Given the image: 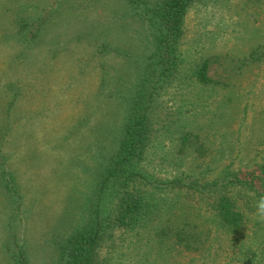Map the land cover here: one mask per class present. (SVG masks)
<instances>
[{
  "label": "rangeland",
  "instance_id": "rangeland-1",
  "mask_svg": "<svg viewBox=\"0 0 264 264\" xmlns=\"http://www.w3.org/2000/svg\"><path fill=\"white\" fill-rule=\"evenodd\" d=\"M61 10L44 26L34 63L8 72L21 90L9 115L0 113L10 116L0 140V264H12L2 243L14 232L31 264H59L55 239L87 224L97 175L124 137L135 60L154 53L149 22L126 0H64ZM178 40L177 64L166 72L173 77L148 110L135 167L142 176L118 180L101 203L106 231L96 264H244L251 251L264 264V221L254 216L264 195L255 178L264 171V0H192ZM9 50L1 45L0 56ZM204 63L208 82L197 76ZM9 68L0 65V92ZM8 175L23 195L20 214ZM122 196H140L145 209L121 222ZM238 212L244 228L224 229ZM184 226L191 244L176 239Z\"/></svg>",
  "mask_w": 264,
  "mask_h": 264
},
{
  "label": "trees",
  "instance_id": "trees-1",
  "mask_svg": "<svg viewBox=\"0 0 264 264\" xmlns=\"http://www.w3.org/2000/svg\"><path fill=\"white\" fill-rule=\"evenodd\" d=\"M126 1L136 10V15L139 18L149 22L154 53L147 63L141 61L139 58L135 60L136 65L139 67L140 75L135 89L130 92L133 94L129 100L124 137L114 154L109 157L108 164L105 163L103 169L97 175V185L93 200L89 197V202L87 201L86 204L87 206L91 202L87 206L88 210L86 209V211H89V214L85 218L87 219V224L78 225L68 237L55 239V245L60 257L59 264H96L99 246L106 231V226L101 215V203L105 198L107 190L111 188V185L117 183L118 180L131 182L135 177L142 176L136 172L135 167L136 162L144 158L149 138L150 118L148 110L154 101V98L152 101V97L155 92L158 89L164 88L173 77V73L166 72L167 70L172 71V66L175 67L177 64L175 52L179 47H177L179 43L178 38L181 36L183 30L184 15L192 0ZM11 3H14V5L0 8V46L10 47V52L6 57L0 56V65H4L6 60V64L10 67L7 69L8 71H5L6 74H3L5 75L3 79H6V81L4 89L0 92V101H2L0 113L4 111L7 115H9L7 112L10 110L11 104L21 90V87L15 81L9 80L11 75L8 72L18 70L22 65L29 67L30 63H34L36 47L42 40L41 34L44 26L53 23L55 17L59 16V18H62L64 15V12L60 11V5L64 3V0H53L50 6L47 5V7L40 6L41 3L34 0H18L17 2L11 1ZM30 8H43V12L33 16L28 12ZM87 32L89 33L88 35L93 33L89 30ZM84 36L87 35L85 33L79 34L80 39H84ZM96 39L99 41L101 35L98 34ZM102 42L99 43V46L107 48V42ZM207 66L204 63L197 71L198 79L202 82L211 80L207 73ZM9 117L6 116L7 119L4 120V115H0V118L3 120L0 123V140L6 138L9 134ZM1 147L0 145V155L2 156L4 154H2ZM5 178L8 180L6 184L8 194L16 201L15 212L16 214H20L23 195L13 183L10 175ZM255 178L260 182L264 180V171H262V174L256 175ZM243 181H246L244 183H248V179ZM172 182L181 181L176 178ZM249 183L252 184V181ZM94 196L96 197L95 201ZM121 198V209L119 210L120 217H122L120 219L121 222H124L123 218L127 217V214L132 216L135 212L145 209H141V205H138L140 201H144L140 196L135 200L133 199L134 197L127 198V196H122ZM226 200L228 201L227 197H222L220 203H224ZM133 201L135 205L132 203ZM236 218L231 221L223 219V223L226 225L223 228L225 229L226 227V229L233 230L234 232L244 228L242 224H239V222L243 221L244 215H240V212H238ZM230 224H234L233 229L230 227ZM185 229V226L178 229L175 235L176 239L180 242L191 244L188 242L191 233H188ZM15 236H17L16 232L2 243L8 258L12 260V264H31L23 240L15 238ZM258 254L256 251L248 252L241 258L242 263L254 264Z\"/></svg>",
  "mask_w": 264,
  "mask_h": 264
},
{
  "label": "clouds",
  "instance_id": "clouds-1",
  "mask_svg": "<svg viewBox=\"0 0 264 264\" xmlns=\"http://www.w3.org/2000/svg\"><path fill=\"white\" fill-rule=\"evenodd\" d=\"M254 207V216L259 220L264 221V195H261L258 199H256Z\"/></svg>",
  "mask_w": 264,
  "mask_h": 264
}]
</instances>
